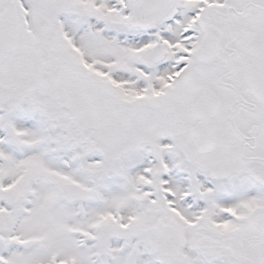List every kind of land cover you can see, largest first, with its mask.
Returning <instances> with one entry per match:
<instances>
[{
    "label": "snow or ice",
    "instance_id": "obj_1",
    "mask_svg": "<svg viewBox=\"0 0 264 264\" xmlns=\"http://www.w3.org/2000/svg\"><path fill=\"white\" fill-rule=\"evenodd\" d=\"M0 264H264V0H0Z\"/></svg>",
    "mask_w": 264,
    "mask_h": 264
}]
</instances>
